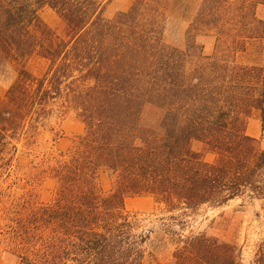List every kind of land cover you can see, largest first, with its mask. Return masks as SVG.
Listing matches in <instances>:
<instances>
[{"label":"trees","instance_id":"16d2710c","mask_svg":"<svg viewBox=\"0 0 264 264\" xmlns=\"http://www.w3.org/2000/svg\"><path fill=\"white\" fill-rule=\"evenodd\" d=\"M167 1L132 0L107 18L101 0H0V65L15 70L0 99V174L52 114L73 111L83 124L43 171L57 182L50 200L0 205L2 242L18 264H150L151 231L127 197L149 196L183 219L245 194L264 199V21L254 13L264 0H200L184 49L164 40ZM43 7L59 30L40 18ZM210 33L205 54L197 37ZM257 39L262 64L240 62ZM34 57L40 74L26 67ZM254 110L262 146L245 132ZM101 170L112 177L107 192ZM254 262L264 264V240ZM170 264L241 261L234 245L199 233L177 239Z\"/></svg>","mask_w":264,"mask_h":264},{"label":"rangeland","instance_id":"374dc122","mask_svg":"<svg viewBox=\"0 0 264 264\" xmlns=\"http://www.w3.org/2000/svg\"><path fill=\"white\" fill-rule=\"evenodd\" d=\"M101 1H106L103 15L107 18L117 12H123L118 8H123L126 3V0L115 1V4H112L113 0ZM199 1H167L163 35L166 43L178 49H184L186 32ZM129 2L131 5L132 0ZM241 12L249 13L246 10ZM254 13L257 19L264 21V4L257 5ZM38 14L49 27L55 30L60 29V21L51 9L43 7ZM197 41L202 44L205 54L212 52L214 38L211 33L206 36L199 35ZM238 60L247 64H262L261 40L249 42L246 52L239 55ZM26 67L31 73L40 74L45 68V63L34 57L27 61ZM14 78V67L1 64L0 99ZM82 131L83 124L73 111H67L62 117L52 114L45 127H39L36 133L23 139L18 145L12 169L0 174V205L7 209L15 198H21L23 195L30 196L35 204L50 200L56 190L57 182L43 171L46 170V165L51 163L59 152L65 151L74 137ZM245 132L251 137L261 139V120L257 110H254L247 119ZM191 146L194 150L201 149V144L196 141H193ZM260 146H262L261 140ZM204 159L211 161L213 154L204 153ZM98 184L104 192L111 188L112 177L108 171L99 172ZM125 209L141 220L143 228L151 231L147 248V260L150 264H170L177 239H184L199 233L234 245L241 264H255V251L259 243L264 240V199H252L247 194L221 207L203 206L184 219L176 217L178 213H167L149 196L127 197ZM171 215L175 218H171ZM5 218L4 212L0 211V264H18L16 256L6 249L2 242L6 235L7 221Z\"/></svg>","mask_w":264,"mask_h":264},{"label":"crops","instance_id":"0c3cea01","mask_svg":"<svg viewBox=\"0 0 264 264\" xmlns=\"http://www.w3.org/2000/svg\"><path fill=\"white\" fill-rule=\"evenodd\" d=\"M115 1L117 2L118 0H113L112 4H115ZM125 2H126V3H124L125 6L123 8H118L119 11H126L128 9L130 2H129V0H126Z\"/></svg>","mask_w":264,"mask_h":264}]
</instances>
